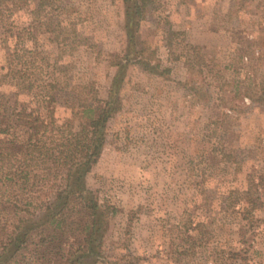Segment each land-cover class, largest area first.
<instances>
[{
	"label": "rangeland",
	"instance_id": "rangeland-1",
	"mask_svg": "<svg viewBox=\"0 0 264 264\" xmlns=\"http://www.w3.org/2000/svg\"><path fill=\"white\" fill-rule=\"evenodd\" d=\"M28 1L10 3L17 26H27L37 8L38 0ZM147 1L122 108L87 177L116 211L106 257L116 264H264V0ZM56 5L54 32L34 29L18 53L15 40L0 39V101L29 100L16 96L15 82L31 61L33 79L58 85L51 100L64 122L79 105L107 100L118 70L112 63L125 61L128 38L123 0ZM244 191L254 203L238 202L249 199ZM191 217L206 224L207 242L194 254L183 241Z\"/></svg>",
	"mask_w": 264,
	"mask_h": 264
},
{
	"label": "trees",
	"instance_id": "trees-1",
	"mask_svg": "<svg viewBox=\"0 0 264 264\" xmlns=\"http://www.w3.org/2000/svg\"><path fill=\"white\" fill-rule=\"evenodd\" d=\"M60 1L38 0L29 24L20 27L11 20L12 0H0V39L15 40L18 53V44H25L34 29L54 32L50 12L61 8L56 5ZM123 2L128 52L125 61L112 63L118 70L107 100L95 97L60 122L55 97L51 100V90L58 85L33 79L36 74L29 67L34 64L27 61L25 68L16 70L15 94H27L29 100L0 101V264H116L104 251L116 211L100 202L87 177L102 155L109 121L122 108L124 72L136 53V33L148 3ZM136 63L149 68L142 59ZM241 194L249 199L239 198L240 204L254 203L250 191ZM204 225L191 217L183 232L192 254L207 242Z\"/></svg>",
	"mask_w": 264,
	"mask_h": 264
}]
</instances>
